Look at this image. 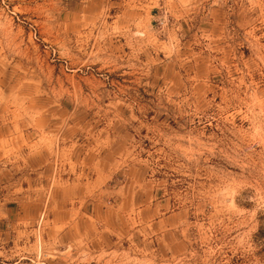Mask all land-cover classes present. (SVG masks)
<instances>
[{"label":"rangeland","instance_id":"1","mask_svg":"<svg viewBox=\"0 0 264 264\" xmlns=\"http://www.w3.org/2000/svg\"><path fill=\"white\" fill-rule=\"evenodd\" d=\"M0 264H264V0H0Z\"/></svg>","mask_w":264,"mask_h":264},{"label":"crops","instance_id":"2","mask_svg":"<svg viewBox=\"0 0 264 264\" xmlns=\"http://www.w3.org/2000/svg\"><path fill=\"white\" fill-rule=\"evenodd\" d=\"M40 168H44L43 166H41V167H38L36 164H35V170L37 171V173H40V172H38L39 170L38 169H40Z\"/></svg>","mask_w":264,"mask_h":264}]
</instances>
